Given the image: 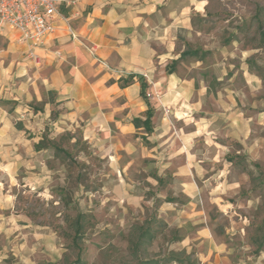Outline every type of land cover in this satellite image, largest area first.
Wrapping results in <instances>:
<instances>
[{"label":"crops","instance_id":"1","mask_svg":"<svg viewBox=\"0 0 264 264\" xmlns=\"http://www.w3.org/2000/svg\"><path fill=\"white\" fill-rule=\"evenodd\" d=\"M203 3L69 0L61 10L79 40L59 24L39 51L41 67L24 60L25 47L17 32L5 30L0 35V241L4 248L19 246L20 259L11 264H36L37 248L27 243L48 233L46 226L43 233L34 230L32 220L15 211L8 198L24 189L41 195L45 190L44 178L50 172L44 174L42 150L37 149L43 136L32 132L25 136L33 128L57 134L80 130L94 154L108 159L115 188L130 187L132 164L142 161L144 179L157 186L150 200L154 210L169 229L185 233L168 244V251L190 254L198 241L206 250L200 253L199 264H232L227 246L215 239L200 208L203 187L212 186L213 199L220 196L218 183L213 182L218 172L204 168L209 150L219 154L208 167L221 161L222 145L211 137L219 117L202 113L204 92L194 78L170 74L167 68L179 57L175 52L179 31L192 28V12L201 11ZM85 43L97 46L96 57ZM98 59L123 74H112ZM144 86L154 97H144ZM148 111L150 133L134 124L135 119L145 120ZM14 117L23 122L21 129ZM201 138L206 139V153L198 152Z\"/></svg>","mask_w":264,"mask_h":264},{"label":"rangeland","instance_id":"2","mask_svg":"<svg viewBox=\"0 0 264 264\" xmlns=\"http://www.w3.org/2000/svg\"><path fill=\"white\" fill-rule=\"evenodd\" d=\"M204 2L201 11L192 12V28L179 31L175 51L179 57L169 63L174 62L180 77L194 78L197 89L204 92L202 113L213 112L219 117L216 135L211 137L222 145L221 161L211 166L214 154L218 157L219 153L209 150L204 160L211 165L204 168L209 173L218 172L213 182L218 183L220 196L214 200V193L209 195L212 186L203 187L200 208L206 212V223L215 239L227 246L232 264H264V245L260 247L264 227V40L259 26L260 21L264 26V0ZM184 50L199 54L180 59ZM13 121L17 127L23 123L15 117ZM45 129H28L25 136L28 132L42 134L70 156L56 153L53 147L43 149V172H50L44 178L43 195L24 189L8 197L15 211L32 220L34 230L43 233L42 228L47 227V236L27 243L37 248L36 264L72 263L80 251L87 264L132 262L133 225L159 216L154 201H150L157 186L144 179L142 161L132 164V185L115 188L108 159L94 154L80 130L68 137L70 133ZM206 144L204 138L197 142L199 153H206ZM167 192L164 189L163 193ZM80 212L88 216L82 240L75 244L74 222ZM176 230L161 229L148 254L168 253L171 239L185 234ZM190 232L195 233L194 229ZM15 245L4 248L0 241L2 262L19 261V246ZM205 251V246L195 241L191 253L197 264Z\"/></svg>","mask_w":264,"mask_h":264},{"label":"built area","instance_id":"3","mask_svg":"<svg viewBox=\"0 0 264 264\" xmlns=\"http://www.w3.org/2000/svg\"><path fill=\"white\" fill-rule=\"evenodd\" d=\"M69 0H0V35L5 30L15 31L19 34V41L25 47L24 60L35 67H41L43 57L39 51L46 41L54 36L59 24L68 27L72 39L79 40L74 28L70 26L69 19L62 13V4ZM90 55L97 56V46L84 44ZM112 74L121 75V71L111 68L106 61L98 59ZM148 78V76L146 75ZM146 96L154 97L147 92ZM170 114L169 109H165Z\"/></svg>","mask_w":264,"mask_h":264},{"label":"trees","instance_id":"4","mask_svg":"<svg viewBox=\"0 0 264 264\" xmlns=\"http://www.w3.org/2000/svg\"><path fill=\"white\" fill-rule=\"evenodd\" d=\"M260 30H261V36L264 40V26L262 22L259 23ZM186 54L189 55H195L197 56L199 52L192 51V50H184L183 55L180 59H184ZM174 62L172 64L168 65V72L176 73V70L174 68ZM144 97H146L145 92V86L143 91ZM151 119H152V113L151 111L147 112V117L145 120L141 119H135L134 124L137 127L145 126V130L150 133L151 132ZM18 128H22L21 124H18ZM71 137V134H68V137ZM49 147H53L54 150L57 152H62L66 157H69L70 154L65 151L58 143H55L54 141H48L46 137H43V140L38 143L37 149L43 150L47 149ZM87 214L84 213H78V216L74 222V229H75V236H74V243L76 244L78 241L82 240L83 236V224L87 219ZM133 230L130 235V242H131V248H129L130 256L132 258V262L130 263H123V264H197L196 259H193L192 253L187 254L186 251H170L168 253H161L158 256H151L148 254L150 246L154 242H156L158 238V234H160L161 229L167 228L164 221L159 218L157 215H152L150 217H147L144 221L139 222L135 225H133ZM260 233L262 234V242L260 243V247L264 245V227L260 230ZM180 239L178 236H175L171 239V242H175V240ZM259 247V248H260ZM65 264V263H62ZM68 264H87L85 261H83L82 258V251L79 252L77 259Z\"/></svg>","mask_w":264,"mask_h":264}]
</instances>
